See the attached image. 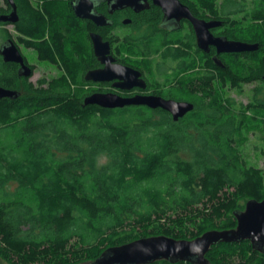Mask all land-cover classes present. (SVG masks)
<instances>
[{"label": "trees", "instance_id": "obj_1", "mask_svg": "<svg viewBox=\"0 0 264 264\" xmlns=\"http://www.w3.org/2000/svg\"><path fill=\"white\" fill-rule=\"evenodd\" d=\"M16 1L19 28L42 38L45 57L55 60L58 53L74 63L72 80L81 83L77 50L88 33L79 29L69 2ZM199 1L219 17L230 12L216 9L218 0ZM249 1L251 24H237L233 33L259 48L223 58L218 87L211 85L215 75H202L200 87L160 90L194 103L178 120L147 105H84L101 88L70 87L67 80V87H21L18 98L0 97V260L79 264L141 237L193 239L236 227L234 211L244 209L243 201L264 199L263 170L241 154L250 120H259L250 111L264 113V100L237 108L223 91L255 82L264 87V0ZM3 130L13 134L12 144ZM206 256L211 264H264V253L249 240L214 245Z\"/></svg>", "mask_w": 264, "mask_h": 264}, {"label": "flooded vegetation", "instance_id": "obj_2", "mask_svg": "<svg viewBox=\"0 0 264 264\" xmlns=\"http://www.w3.org/2000/svg\"><path fill=\"white\" fill-rule=\"evenodd\" d=\"M63 1L69 2L73 14L78 19L79 29L88 33L87 39L77 50V75L81 83L75 84L72 80L74 63H67L58 53H55V60L45 57L40 50L42 38L30 37L19 28L22 17L17 1L13 0V4L10 0H0V15H9L14 10L17 13L16 21L0 20L1 87L18 90L21 87H67L63 85V81L67 80L70 87H100V91L113 88L114 92L122 96L156 94L172 98L159 93L161 88L154 87H200L202 75H215L211 85L218 87V66H223V58L229 54H245V51L220 52L218 46L211 42L218 37L245 41L233 33L237 24H242V21L237 19L238 23L235 25L234 19H229V14L219 17L200 1L194 3L190 0H180L189 8V12L179 6H173L166 12L155 0H127V3L116 8L113 7L116 0H93L92 12L106 17L108 24L104 25L97 24L89 17L79 16L74 7L79 0ZM33 5L38 6L36 2H33ZM215 8L220 7L216 4ZM193 19L200 20L201 32L206 42L199 41ZM207 23L211 25L207 26ZM90 24L96 29H91ZM92 32L100 34L103 41L110 43L108 56H111L112 61L109 64L131 68L139 72V75L126 80L121 76L123 72H118V77L109 80L86 79L90 70L107 67V62L101 60L94 51ZM45 38L48 39L49 35ZM33 40L36 46L28 44ZM11 46L18 49L22 60L6 58L5 48ZM170 48H176V53L179 48L183 53L179 51L177 56L170 53L164 55ZM34 53L38 61H33ZM44 62L55 66L57 73H42L39 66ZM26 68L31 71L30 75L25 74Z\"/></svg>", "mask_w": 264, "mask_h": 264}, {"label": "water", "instance_id": "obj_3", "mask_svg": "<svg viewBox=\"0 0 264 264\" xmlns=\"http://www.w3.org/2000/svg\"><path fill=\"white\" fill-rule=\"evenodd\" d=\"M10 1L14 4L13 0ZM155 2L161 4L166 12H169L173 6H179L189 12V8L182 4L180 0H155ZM125 3H127V0H116L113 7L116 8ZM74 7L79 16L89 17L99 25L108 24L104 15L92 12L94 7L93 0H79ZM0 20L16 21L17 13L14 10L9 15H0ZM193 20L199 41L206 42V38L201 32L200 20ZM209 25L211 24L207 23V26ZM91 37L94 51L101 60L107 62V67L90 70L86 74V79L109 80L118 77V72H123L121 76L126 80H131L132 77L139 75V72L131 68L109 64L112 61L111 56H108L110 43L103 41L102 36L95 32L91 33ZM210 37L212 36L210 35ZM211 42L218 46L220 52L252 51L259 48L258 43L229 40L221 37L214 38ZM13 51L15 52L14 55L12 54ZM4 54L7 56V59L22 60L15 46L5 48ZM30 72L29 68H26L25 74L30 75ZM114 88L131 89L133 87ZM141 88L145 89L146 87ZM21 95V90L0 86V97L14 99ZM88 104H98L107 108L124 107L127 105H147L150 108H162L169 111L174 120H178L194 108V103L188 100L165 98L156 94L122 96L114 91L93 92L84 98V105ZM234 215L237 219V225L233 228L210 229L193 239H178L164 234L141 237L121 245L110 246L96 259L79 264H150L160 260H167L171 263L189 261L193 264H211L206 254L214 245L242 242L244 240H249L255 250L264 253V199H248L245 208L237 209L234 211ZM0 264H2L1 260Z\"/></svg>", "mask_w": 264, "mask_h": 264}, {"label": "rangeland", "instance_id": "obj_4", "mask_svg": "<svg viewBox=\"0 0 264 264\" xmlns=\"http://www.w3.org/2000/svg\"><path fill=\"white\" fill-rule=\"evenodd\" d=\"M194 3H198L199 0H190ZM238 4H235L233 7L230 6V2L233 0H218L217 4L220 9L226 10L229 8L230 12H228L230 18L238 19L242 21L241 25H250L251 20L247 19L245 15L247 14V9L251 6L245 0H241ZM241 23V22H240ZM29 51V50H26ZM33 61H38L36 59L35 53L32 55ZM39 69L42 73H47L48 75H53L57 73V69L55 66H52L49 63H41ZM262 85V84H261ZM258 82L255 83H247L244 84L242 89L232 88L229 85L225 86L223 89L225 95L231 98L233 105L235 107L246 106L250 102H258L264 100V87L261 86ZM155 89H160V87H154ZM161 89H166V87H161ZM167 90V89H166ZM250 115L256 114L259 117V120L264 118V113L262 111H250ZM259 120H250L251 126L250 131L246 133L248 137L247 142L241 146V154L248 165H253L258 168H261L264 173V134L261 132V122ZM257 123L258 126H254ZM2 138L8 144H12L14 141V136L8 130H3ZM11 188L17 187L19 184L18 181L10 182ZM244 208L247 200H244ZM237 259V256L235 257ZM2 264H9L7 261L1 260Z\"/></svg>", "mask_w": 264, "mask_h": 264}]
</instances>
